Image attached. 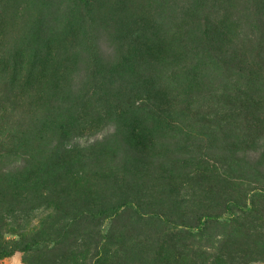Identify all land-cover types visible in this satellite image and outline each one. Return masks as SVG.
Segmentation results:
<instances>
[{
	"label": "trees",
	"instance_id": "1",
	"mask_svg": "<svg viewBox=\"0 0 264 264\" xmlns=\"http://www.w3.org/2000/svg\"><path fill=\"white\" fill-rule=\"evenodd\" d=\"M264 264V0H0V261Z\"/></svg>",
	"mask_w": 264,
	"mask_h": 264
},
{
	"label": "rangeland",
	"instance_id": "2",
	"mask_svg": "<svg viewBox=\"0 0 264 264\" xmlns=\"http://www.w3.org/2000/svg\"><path fill=\"white\" fill-rule=\"evenodd\" d=\"M0 264H23L20 254H15L0 261Z\"/></svg>",
	"mask_w": 264,
	"mask_h": 264
}]
</instances>
